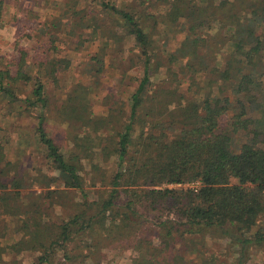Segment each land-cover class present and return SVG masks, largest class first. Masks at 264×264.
<instances>
[{"label": "trees", "instance_id": "obj_1", "mask_svg": "<svg viewBox=\"0 0 264 264\" xmlns=\"http://www.w3.org/2000/svg\"><path fill=\"white\" fill-rule=\"evenodd\" d=\"M82 2L63 0L39 37L59 52L68 35L79 44V29H93L91 42L102 40L94 58L99 73L109 51L119 45L122 53L129 40L142 79L128 112L111 107L97 117L73 105L82 130L66 154L46 129V81L69 60L49 57L36 70L24 49L16 63L0 58V114L37 121L49 169L25 165L22 149L12 161L0 136V264H18L15 257L28 252L37 254L35 264H102V252L116 249L134 252L131 264H249L264 252V123L249 115V105L264 99V0H134L128 9L102 3L101 15ZM18 3L0 0V26L9 8L22 10ZM146 6L162 8L152 15V33ZM160 26L184 34L164 58ZM240 134L247 141L236 146ZM113 157L112 172L101 163ZM186 184L195 187L168 188ZM74 194L81 201L68 200ZM57 207L69 213L58 215ZM9 229L21 237L7 243ZM209 239L227 241L232 260L209 253Z\"/></svg>", "mask_w": 264, "mask_h": 264}, {"label": "rangeland", "instance_id": "obj_2", "mask_svg": "<svg viewBox=\"0 0 264 264\" xmlns=\"http://www.w3.org/2000/svg\"><path fill=\"white\" fill-rule=\"evenodd\" d=\"M18 2V4H22V10L16 7L9 8L7 16L0 26V58L11 64L16 63L21 55L20 50L24 49L28 53V62L36 70L39 68V63L46 61L49 57L58 60H69L70 66L68 69L60 71L56 80L51 79L46 81L50 104L49 121L46 124V129L49 136L67 154L72 149L74 136L82 130L80 129L81 122H76V119L70 112V108L73 105L83 103L87 105L85 112L90 111V113L97 117L109 115L111 107L118 110L124 108L128 112L130 97L138 88L143 75V70L138 67V52L134 50L131 41L124 40L121 45L122 53L118 50V48L120 49L119 45L114 49L112 48L104 58L103 72L99 73L97 72L99 65L94 61V58L100 52L102 40L96 39L94 42H91L93 29H79L80 32L84 33L83 39L79 44L77 43V39L68 35L67 46L61 42L57 43L60 49L59 52H54L53 49L49 48V44L45 38L39 37L40 28L45 23L51 22L65 8L62 4L63 0H18ZM133 2L134 0H83L82 8L86 7L89 12L95 11V13L101 15L102 3L113 4L121 9H128V7L132 6ZM137 9L141 10L143 8L139 6ZM160 11L162 12L161 7L153 8L151 6H146L143 10V15L146 18L145 23L149 26L151 33L155 21L152 15L158 16L161 13ZM110 23L109 21L107 25L111 26ZM111 29H114V26ZM116 30L121 33L118 28ZM159 31L163 34V40L157 45L161 57L164 58L167 52H174L177 49L184 38V34L174 36L173 31H166L164 33V26H160ZM157 36H154V39H158L156 38ZM42 72L44 73V71ZM163 73L164 70L152 78L155 85L159 84L160 80L164 78ZM184 87L187 88L186 85ZM23 88L25 93H30L32 86ZM261 103L264 105V99L262 101L258 98L255 105H249V109L253 107L250 109L249 115L264 123V106H261ZM4 113L1 112L0 114V136L8 143L7 150L10 159L14 161L18 154L21 155L20 151L22 149L27 160V162L25 160V165L30 166V168L40 166L44 171H48L49 169L47 166L45 167V162L42 158L43 148L36 143L34 126L37 124V121L34 118L26 117L15 119L13 116H4ZM228 120L229 116H224L221 119V129L226 128ZM20 136L23 137V147L20 142ZM26 140L29 143H25ZM246 141L247 137L244 134H240L236 138V146ZM99 161L101 160L96 158L95 163H99ZM84 165L86 166V170L90 171L89 163L84 162ZM101 165L113 172L116 168L115 158L108 163H101ZM54 175L57 176L55 172ZM193 187H195L194 184L168 186V188L172 189ZM71 197L72 199L68 200L79 199L78 201H81L82 198L80 194H74ZM56 209L58 215L69 213L61 207H57ZM11 232V229H9L6 238V241L8 240L9 243L13 242V239L21 237L19 234L11 236ZM3 243L5 244L6 242ZM226 243L227 241L224 240L214 241L209 239V253L217 254V257L221 261L229 259L231 261L232 258H229L230 251L226 248ZM134 256L135 253L131 250H104L99 260L103 261L102 264H131L130 262ZM36 257V253L28 252L15 258L18 264H35ZM11 259H14V257L5 256L6 261ZM67 264L72 263L69 262ZM87 264H91V262ZM249 264H264V252H254Z\"/></svg>", "mask_w": 264, "mask_h": 264}]
</instances>
